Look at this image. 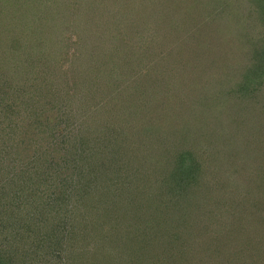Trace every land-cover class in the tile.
<instances>
[{
    "label": "trees",
    "instance_id": "obj_1",
    "mask_svg": "<svg viewBox=\"0 0 264 264\" xmlns=\"http://www.w3.org/2000/svg\"><path fill=\"white\" fill-rule=\"evenodd\" d=\"M100 1L114 5L110 7L114 11L108 12L114 18L115 7L120 9L119 3ZM188 2L196 11L199 8V18L204 15L210 25L217 21L214 30L222 33L230 30L233 33L234 24L243 29L245 38L250 40L252 53L246 57L248 59L241 71H233L232 65H241L242 61L236 55L244 51H226L223 56L228 57L230 62H225L226 58L218 62L215 40L207 36V32H212L213 28L206 29L204 22L202 25V20L196 18L194 13V28L188 26L187 29L185 26L178 31L183 36L180 48L193 51L191 55L178 62L170 57V49L166 47L161 50L156 46L160 41L155 42L153 38L149 47L153 49L151 54L157 51L158 59L156 55L155 59H145L148 49L145 40L154 34L162 36L166 31L171 34V25L163 15L159 20L147 19L152 10L149 0H137L134 8L127 4L129 10L138 15L148 13L142 21L132 23H138L142 28L138 34L145 39L136 40L144 42L139 45L137 41H122L123 37L111 30L109 22L108 29L105 28L104 32L101 30L99 37L102 43L105 36L109 41V36H112L114 42H118L123 54L119 65L123 63L122 66L128 70L130 65L123 60L124 54L128 56L131 49L138 51L137 60L132 63L135 66L131 73L134 79L128 77L133 79L131 84L134 86H127L129 83L125 79L121 81L115 78L113 68L109 67L112 62L111 49L116 45L110 44L113 48L108 50L104 48L107 41L103 46L93 43L90 62L83 61L76 69L78 73L71 75L72 78L77 74L83 75L72 82L76 92L68 93L69 81L65 80V98L68 99L69 94L71 98L68 100L77 106L78 111L81 110L73 122L78 126L73 144L67 139L73 132L67 135L64 132L66 126L60 127L62 120L64 124L68 122V109L64 106L55 109L59 105V93L51 91L56 81H62L61 77L50 75L51 82L46 83L48 77L41 72L30 79V75H27L29 82L23 84L26 85L24 88L8 84L12 66L16 68L29 58L28 62L32 61L30 48H33V53L36 48L44 57H48L53 50V43L57 40H51L39 25L60 19L61 16L62 23L65 22L67 15L60 10L63 3L60 4L58 0H36V3L43 4L42 10L32 9L37 18L31 28L38 29L41 35L39 40H35L36 45L28 44L36 38L31 36L30 39L28 36L29 39L25 37L22 45L11 52L10 47L7 48L0 40V110L3 111L0 114V142L5 141L1 145V151L5 154L0 151V202L6 201L0 209L4 217L5 212L8 216H14L8 225L4 224L0 229V264H264V145L263 148L257 146V138L261 144L264 143V0ZM244 5V12L255 15V22L248 15L241 14ZM7 6L10 8L8 3ZM51 8L57 10L55 16L51 14ZM0 11H5L9 16L14 14L13 20L22 17L17 11L3 8ZM125 12L122 10L120 15L125 16ZM7 14L0 20V27L8 25ZM231 17L233 27L225 21ZM132 24L127 26L131 28ZM228 25L229 30L224 31ZM121 27L120 31L128 35ZM174 27H178V23ZM106 33L110 35L107 37ZM173 38L171 35L168 43H172ZM165 42L162 41L163 45L159 46L164 47L168 44ZM48 45L52 48H47ZM184 49L180 52L186 53ZM211 53L213 59L209 60ZM162 58H165L164 64L168 65L166 71L178 79L175 84L178 97L175 99L159 96L164 88L161 89L162 86L157 83L164 71L154 72L152 67L156 62L159 64L158 60ZM220 63L225 66L222 67ZM208 66L211 72L206 71ZM90 73L97 79L94 84L88 83ZM110 77L117 82L113 87H116L115 93ZM153 77L156 79L154 83L151 81ZM6 82L9 86H6ZM36 83L46 90L41 96L30 90ZM84 87L94 88L92 95H82ZM14 91L17 95L12 96ZM107 93H112L113 97L108 99ZM46 94L52 98L43 99L42 96ZM211 98L230 104L227 106L226 126L224 123H209L208 115L213 103ZM89 99L97 102H88ZM44 106L51 108L54 111L51 114L56 113L55 117H59L60 121L49 123L43 115L47 110ZM89 106L91 108L86 109ZM233 107L238 110L233 111ZM21 108L25 112L19 116ZM32 109L41 111L38 117L24 119L23 115H35ZM21 117L23 120L18 121L17 118ZM234 122H240L241 128L233 126V129H229L230 123L234 125ZM243 129L245 134L250 130V135L245 136L244 132H240ZM81 133L87 139L96 133L91 141L102 140L106 136L110 141L106 149L110 150L104 153H93L96 149L84 152L85 148L80 147L84 141L77 139ZM240 134L243 135L233 138L235 140L230 139ZM251 135L256 138L253 139L254 143L248 140ZM10 146L15 148L14 152L9 150ZM97 156L105 158L103 170H107V173L102 172V168L99 173L95 167L87 166L86 157L93 161L91 157ZM113 171L122 172V176L112 177L110 174ZM124 172L127 176H124ZM84 184L90 187L95 184L98 190L93 187L82 190ZM112 184L114 189L110 190L108 187ZM141 187L146 194L139 197L134 191ZM72 194H79L78 201L83 199L79 205L67 201L68 195ZM124 200L130 202L122 204ZM24 209L29 210L30 220L22 218ZM66 212L74 214L69 227L65 221ZM40 223V230H35L34 226ZM22 227L25 228L26 238L33 236L35 239L34 244L30 245L31 250L41 246L46 249L43 255L29 257V261L25 259V253L19 256L18 245L23 246L24 242L21 241L24 235L19 232ZM47 228L46 232L44 229ZM9 229L16 232L17 240L11 242L8 239L5 243L9 245H3L1 242L9 237L6 234ZM38 232L44 235L39 236ZM78 237L83 239L82 242L91 239H96V242L92 246L87 243L84 251H80L75 248L80 245L71 242ZM101 246L108 250L110 259L106 260V253L103 258L96 251Z\"/></svg>",
    "mask_w": 264,
    "mask_h": 264
},
{
    "label": "rangeland",
    "instance_id": "obj_2",
    "mask_svg": "<svg viewBox=\"0 0 264 264\" xmlns=\"http://www.w3.org/2000/svg\"><path fill=\"white\" fill-rule=\"evenodd\" d=\"M111 1H113L115 3H119V7H120L119 10L115 7V17L114 18L110 14H108L109 11H110L109 13H112L114 11L113 9L110 8L113 4H110V3L104 4V1L102 2L100 0H58V2L60 4L63 3V6H61L62 9H60V10H61V13L67 15V19L65 18L66 21L62 23L63 17L61 16L60 19L59 18H55V19H53L51 21H48L46 23H43V24L39 25V27H41L42 30H44L46 35L51 40L53 38H55L57 40V42L53 41L56 44L53 43L54 44L53 45V50L50 51L49 55H47L49 58L48 57H44L43 55L41 56V53L39 51H37L36 48H34L36 50V52L33 53V48H30L31 49L30 50L31 54L29 56L31 57L32 61L28 62V60L30 59L29 58L28 60L23 61L24 63H20L16 68H13V66H12V68H10V70H9L8 78H11V79H10V81L8 80V82H9L8 84H10L12 87H14L13 85H18V87L19 86H23V88H24L26 85H23V84H26V83L29 82L27 80V78H28L27 75H30L29 78H28V79H30L31 77H34L35 75H39V73H41V72L45 73L46 77H48V81L46 83H48V82L50 83L51 82L49 80V78L51 77L50 75H55V76L61 77L62 81L61 82H57L56 81V83L53 84V87H51V91L52 92L56 91L57 93H59L58 96H59L60 101H59V105L55 109L62 108L63 106H64V108L68 109V113H67L68 116L66 117V118H68V122L66 124H64L63 120H62V122L60 123V127L63 128L64 126H66V129H65L64 132L67 133V135H70L73 132V135H70L67 138L68 140H70L71 144H73L74 136H75V134L77 132L76 128L78 127L73 122L76 121L75 117L78 115L77 113L79 111H81V110L78 111L77 106L76 105L74 106L72 104V101L68 100L69 98H71V96L69 94H68V99L65 98L67 96V94H66L67 93V90H66V86L67 85L65 83V80L69 81L68 82V86H69V92L68 93L76 92L75 87L72 86L73 85L72 82L78 76H83V75H78L77 74L78 70H76V69L79 68V66H81L80 64L83 61L90 62V59H92L93 55H92V52H91V48L94 45L93 43H95V44L97 43V45H101L102 44V46H103V44L107 41L104 44L106 46L104 48H107V49L108 48L111 49V47L113 48V46H110V44L111 45L112 44L116 45V47L114 49H111L112 50V53H111L112 54V58H111L112 62L110 61L111 63H109V67L113 68V73L115 74V78H119L121 81L123 79H125L126 82L129 83V84L126 83V84H128L127 86H129V87H132L131 85L134 86V84H131V80L133 82V79H134L131 73H133L134 67H135V66H132V63H133V61L137 60L136 57L138 55V51H134V50L131 49L130 53H127L128 56L124 54L123 60L127 61L128 64L130 65V68L128 70L127 68H125V66H122L123 63L121 65H119L121 63V62H119L121 60L120 57H122V55H123L122 53H120L121 51L119 50V49H121V47L118 45L117 41L114 42V38L112 36H109L110 34H112V32L109 35H107V34L109 33V30L111 28V30H114V31L117 32V34H118V36L120 38L123 37L122 41H126V40H131V42L137 41L138 44L141 45L142 42H144V41H140V40H144L145 38L143 37L142 34H140L141 37H139L138 31L142 32L141 31L142 28H139L140 25L138 23H136V24H132V23L134 21H137V22L138 21H142L143 18H145L144 16H146V14H148V13H146V14H144L142 16V15H138L139 13H134V11H130L129 10V6H127V4L128 5H133V8H134V4L137 3V0H130L133 4L131 2L129 3L128 0H122V1L121 0H111ZM119 1H121L123 3H120ZM140 1L141 0H139V2ZM188 1L189 0H149V2H151V9L152 10L150 11V16L147 19L159 20L158 18L161 17V15H163L162 17L164 19L166 18L169 21L170 25H171L170 26L171 34H169L167 31L166 32L163 31L165 34L164 35L162 34V36L161 35H155V34L151 36L149 34L150 37L145 40V44L148 46V49L146 51L147 56H144V58L145 59H155V55H156L157 51H155V53L151 54L153 49H151L149 47L151 45L150 41H152L153 38H154L155 42L160 41L158 43V45H156V46H158V48H161V50H165L166 47H167V49H170L168 51L170 57H172L174 60H176L178 62L180 60L184 59V58H187L189 55H191L193 51L191 52L190 50H187V49H184V48H180V42H183V36H181V32H178V31H181L182 30L181 28H183L185 26L187 27V29H188V26L194 28V25L196 23V22L195 23L192 22L193 20L195 21V19L193 17V14H192V13H194V16L196 18L198 17V19L202 20V25H203V22H204L203 26L206 27V29L210 30L211 28H213L212 32H213L214 36L212 35V32H207V33H209V35H207V36L212 38V40L213 39L215 40L214 48L218 49V50H216L217 58H219L218 62H219V60L221 58H226L225 62L229 61L228 57H224L223 56L224 52H226V51L231 52L233 50L235 51L236 49H241V50L244 51V52L240 53V55H236L237 57H239L241 59V61H242L241 65L235 64V66L234 65H232L233 67L231 66L232 68H234L233 71L238 70V72H240L241 69L243 68V66H245V63H246V61L248 59V58L246 59V57L250 56V54L252 53V50H251L250 44H249L250 40L247 41L248 39L245 38V34L246 33H244L242 28L239 29V28H237L235 26V24L233 23V18L232 17L231 18H227L225 21L230 22L232 27H233V24H234L233 33H231V31L229 30V25L230 24L227 26V29L224 30V31H227V30H229V31H227L225 33L220 32L218 29L214 30L215 29L214 28L215 27L214 23H216L217 21H215L214 23H212L210 25V23H208L205 20L206 18H205L204 15H202L201 18H199L200 15L197 14L198 12H200L199 8H198L197 11H196V9L191 8L190 5L188 4L189 3ZM7 3L10 5V8H8ZM175 3H177V6H179L180 8H178L175 5ZM106 5L108 7L107 11H106ZM182 6H184V7H182ZM57 7H58V3L56 4V8ZM0 8L8 9L11 12L17 11L22 16V17H19L18 20H15V19L13 20L12 16H14V14L9 16L5 11H0V20L3 19L6 14L8 15L6 19H9L8 20V25L0 27V31H2L0 33H3L2 35H0V40H2L5 43L6 47L7 48L10 47V51L14 52L15 48H19L22 45V43L24 42V39H26V38L29 39L31 36H34L36 38H34L33 41L31 43H28V44L29 45H36L35 44V40L36 41L39 40L41 35L38 34V33H40V31L38 29H35V27L31 28V26H33V24L36 22V18H37V16L34 14L32 9H35V11L38 10V9L42 10L43 4L41 5V3H36V0H22V1H18V0L17 1L16 0H2V1H0ZM244 8H245V5L243 7V11H242L241 14H244L246 16L248 15L254 21L255 15H253L249 11L248 12H244V11H246ZM122 10L126 11L125 12V16L127 15V19L125 18V16L123 14H122L123 17L120 15ZM200 10H201V8H200ZM50 12H51L52 15L55 16L56 13H57V10L54 9V8H51ZM233 12L234 11H232V13ZM225 16L228 17V14H225ZM23 17H25V18L23 19ZM124 19H125V21H124ZM129 20H132V21L130 22ZM13 21H15V22H13ZM123 21H124V25H123V27H121V24L123 23ZM108 22L110 23V25H109L110 28L108 30V33H106V35H107V37L109 36L110 41L107 40L106 36H105V39L103 40V43H102V41L100 40L101 33H102L101 30H103V32H104L105 28L109 24ZM175 23H178V27H174ZM127 24H132L131 28L128 27ZM197 25H198V22H197L196 26ZM120 27H121V30L123 28L125 30V33H129V34L128 35H124V33H122L120 31ZM129 28H130V31L128 30ZM201 28L202 27L200 26V29ZM106 29H108V28H106ZM161 31H162V29H161ZM120 32L122 34H119ZM177 32H178V34H176ZM191 32L192 31H190L189 36L192 35ZM93 33L95 35H93ZM24 34H25V36L22 37V35H24ZM195 34L198 35L199 33L196 32ZM99 35H100V37H99ZM144 35L147 37L146 33ZM171 35L174 37L173 38V42L172 43L171 42L168 43L169 40H170ZM28 36H29V38H28ZM94 36H95L96 40H95V38H94V40H92V38ZM129 36L131 37V39H130ZM160 38H161V40H160ZM98 39H99V41H98ZM136 39H140V40H136ZM162 41L163 42L166 41L165 43H168V44H165L164 47H160L159 45H161V46L163 45ZM146 42L149 43V44H147ZM126 44L129 45V42L128 43L126 42ZM47 48H52V46L50 47V45H48ZM173 48H175V50L171 51ZM24 49H25V47L23 46L22 50H24ZM182 49L186 50V53L180 52ZM93 50H94V48H93ZM108 52L110 53V51H108ZM124 53H126V52L124 51ZM244 53L246 54L245 56H243ZM211 55H212V53H211ZM211 57L209 58V60L213 59V55ZM156 58L158 59V55H156ZM146 61H145V63H146ZM222 61H221V63H222ZM158 62H159V64L156 62V64L152 67V69H153L154 72H156L158 70L161 71V72L164 71V73H163L164 76H163V74H161L160 82L157 83L158 86H160V85L162 86L161 89L164 88L162 93H159V96H160V98H164V99H169L171 97H173L175 99V97H178V92L175 90V87H176L175 84L177 85L178 79H177V77H175V75L172 76L173 73H171L169 71H166V68L168 67V65L164 64L165 58H162V59L158 60ZM221 63H220V65H221ZM224 63L222 64L223 66H225ZM52 66H54V68ZM125 70H127V71H125ZM210 70H211V68H209V66H208L206 71L208 72ZM73 72H77L76 73L77 75H75L72 78L71 75L73 74ZM128 77H131L133 79H129ZM87 80H88V83H90V84H94L95 81H97V79H95V77H94V75L92 73H90V75L88 76ZM110 80H111L112 89H114V93H115V91H116L115 88L116 87L115 88H113V87L117 85V82L112 77H110ZM154 80L156 82V79L153 77L152 80H151L152 83H154ZM170 81L173 82V83H170ZM6 84H7V82H6ZM8 84L6 86H9ZM78 84L81 86L80 82ZM165 84H166V86H165ZM4 85H5V83H4ZM30 90L31 91L33 90V94H36L38 96H41L40 94L42 92H46V90L44 91L43 87L39 83H36L33 88H30ZM92 90H94V88L93 89H89L88 87H84V91L81 94L82 95H90L92 93ZM77 91H78V94H79V92H80L79 86L77 88ZM171 92H172V94L170 96ZM15 95H17V94L14 91V94L12 96H15ZM47 96H49V95L46 94V95H43L42 97H43V99L44 98H52L51 96H49V97H47ZM111 96L113 97L112 93H110V95L108 93L106 94V97L108 99ZM211 99H212L213 103H212V105H210V110H209V115H208L209 123H212V125H213V123H215V125H218L219 123H224V126H226L225 124H227L226 123L227 122L226 119H227V113H228L227 106L229 107L230 104H225V103L221 102L219 99H213V98H211ZM7 101H8V99L6 100V102ZM87 101L91 102V99H89ZM60 102H64V104H61ZM95 102H97V101H95ZM95 102H93V103L95 104ZM65 104H67V106H65ZM178 104H180V101H179ZM231 104H233V103H231ZM69 105L74 106V107H70ZM168 106H166V107L168 108ZM45 107L46 106H44V109H47V110L44 112L43 115H44L45 118H48L49 123L50 122L53 123L54 121H60L59 117H55V116H57L56 113L55 114H51V113L54 112V111L50 110L51 108H49L48 106L46 108ZM89 108H91V106L87 107L86 109H89ZM233 108H234L233 111H235V112L238 110L237 107H233ZM86 109H83L82 111H86ZM32 111L34 112L35 115H32V116H30V115L24 116L23 115L24 119H27L29 117L30 120H32V118L38 117V115L41 112L40 110H37V109H32ZM20 112H22V113L18 114L19 116L24 114L25 111L22 110V108H21ZM1 113H3L2 109L0 110V114ZM171 113H172V111H171ZM1 116H4V115L2 114ZM21 119H22V117L21 118H17L18 121L21 120ZM71 123H72V125H71ZM230 124L232 125V123H230ZM231 125L229 126V129H233V126L241 128L240 122H234V125H232V126ZM240 132H244L243 134L245 136L250 135L249 134L250 130H249L248 134H245L246 132H245L244 129L241 130ZM243 134H240L239 136L230 137V139L241 137V135H243ZM94 135H96V133ZM94 135L91 134V136L87 139L86 135L82 136V133H81L80 137L77 138L78 140H80L82 142L84 141V145L80 146L81 148H85L84 152H88L89 150L96 149V151H93V153L94 152H102V153H104L105 150H110V149H106V146H108L109 143H110V141L107 139L106 136H104V139H102V140H93V141H91L92 140L91 138H93ZM253 139H256V138H254V135H251L248 138V140H252V142L254 143ZM55 140L57 142L59 141L57 139H55ZM78 140H76L77 144L79 143ZM233 140H235V139H233ZM258 140H259V138H257V146L259 145L260 148H263L264 143L261 144V142H259L260 140L259 141ZM4 142L5 141H3V143ZM86 142H88V143H86ZM3 143L0 142V151L2 150L1 149V145ZM94 143H95V145H94ZM230 144H232V143H230ZM97 145H98V147H97ZM9 150L14 152L15 148L13 146H10ZM72 150H75V149L72 148ZM90 152H92V151H90ZM1 153L5 154V152L3 153L2 151H1ZM89 158L86 157L87 166L93 167V168L95 167L94 169L96 171L99 170V173H101L100 168H102V170H103V167H104L103 163L105 161V158L103 156L91 157V159L93 161H91ZM110 162H112V160H110ZM253 169H255V168H253ZM0 172H2L1 169H0ZM102 172L107 173V170H103ZM255 174L256 173H254V175H253L254 177H255ZM110 175H112V177L120 176V175L122 176V172L113 171L112 174H110ZM124 176H127V173L124 172ZM112 181L114 183L116 182V180H114V179ZM139 184L140 183H137L136 185H139ZM79 186L81 188L80 184H79ZM84 186L85 187H83L82 190H84L87 187H90V185H85V184H84ZM104 186H105V188L108 187L106 185H104ZM92 187L95 188L96 190H98L97 186L95 184L91 185L90 188H92ZM108 188H110V190H112V189H114V185L112 184V186H110ZM101 189H102V187H101ZM134 192H136V194H138L139 197H142L143 194L144 195L146 194V190L144 188H142V187H141V189H135ZM153 192H156V190H153ZM75 193H80V192H75ZM256 194H258V193H256ZM72 195H68L67 201L70 204H74L76 206L79 205L80 202H82L83 199L78 201L77 199L79 198V194H76V196H74V195L72 196ZM73 197H74V199H73ZM5 202H6L5 200H2L0 202V208L2 207V205H5ZM128 202H130V201H128ZM128 202L126 200H124L122 202V204H125V203H128ZM198 202H199V200H198ZM156 205H153V206L155 207ZM36 213H38V212L36 211ZM21 214H22L21 215L22 218H26L27 220H30V214H29V210L28 209H24ZM38 214H40V213H38ZM5 215L6 216L4 217V215L2 214L1 209H0V221H2L0 223V229H1V227L4 224L8 225L11 222V220H13V217H14V216H8L6 214V212H5ZM65 215H66V217H65L66 225L69 227V225L72 223V219L74 217V214L70 215L69 213L66 212ZM40 225L42 226L41 223L39 225L34 226V229L37 230V231L40 230V228H41ZM109 225L110 224L108 223V226ZM23 228L24 227H22V229H19V232L23 233L22 235H24L22 237V240H21V241L24 240L23 246L22 245H18L19 246V250H20L19 256L21 257L25 253V259L27 258V260H28L29 257L34 258L35 255L36 256L43 255L46 252V249L42 248L41 246H37V247H35L34 250H31L30 245L34 244L33 240H35V239H34L33 236H30L29 238H26L25 230H24L25 228L24 229ZM48 228L44 229V230H46V232H47ZM43 232L45 233V231H43ZM44 233H41V232L39 233L38 232L37 234H40L39 236H41V235H44ZM6 234H8L9 237L6 235L7 239L5 238V241L4 242L2 241L1 244H3V245L6 244L5 242L8 239H10L11 242L14 241V240H17V237H16L17 234H16L15 231H12L11 229H9ZM138 235H139V233H138ZM21 241L18 240L19 243ZM82 241H83V239L78 237L77 239L73 238L71 242L74 243V244H79L80 245L79 248L75 247V248H77V250L81 249L80 251H84L83 248L87 247V243H89L92 246L93 242L94 243L96 242V239H91V240H88V241L84 240V242H82ZM6 245H9V244H6ZM97 246H100V245H97ZM23 248H24V250H23ZM135 250L136 249H134V252H137ZM96 251L103 258H105L104 254L106 253L107 254L106 260L111 258L109 256L108 250L106 248L102 247V246L98 247V249ZM31 253H34V254H31ZM112 256H113V252H112ZM189 256H190V254H188L187 257H189ZM190 259H191V257H190Z\"/></svg>",
    "mask_w": 264,
    "mask_h": 264
}]
</instances>
